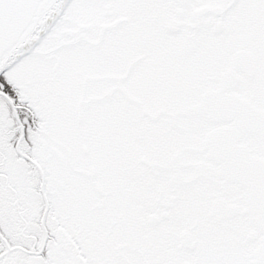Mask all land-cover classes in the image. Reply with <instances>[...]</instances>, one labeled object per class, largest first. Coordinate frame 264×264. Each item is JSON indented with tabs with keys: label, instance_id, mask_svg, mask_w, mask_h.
Returning a JSON list of instances; mask_svg holds the SVG:
<instances>
[{
	"label": "snow or ice",
	"instance_id": "1",
	"mask_svg": "<svg viewBox=\"0 0 264 264\" xmlns=\"http://www.w3.org/2000/svg\"><path fill=\"white\" fill-rule=\"evenodd\" d=\"M0 264H264V0H0Z\"/></svg>",
	"mask_w": 264,
	"mask_h": 264
}]
</instances>
